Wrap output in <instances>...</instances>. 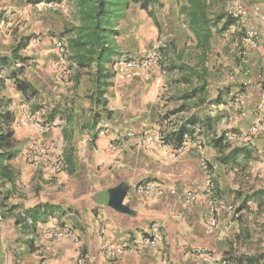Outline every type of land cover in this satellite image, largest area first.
Wrapping results in <instances>:
<instances>
[{
  "label": "crops",
  "instance_id": "obj_1",
  "mask_svg": "<svg viewBox=\"0 0 264 264\" xmlns=\"http://www.w3.org/2000/svg\"><path fill=\"white\" fill-rule=\"evenodd\" d=\"M161 2L162 6L148 8L133 3L127 9L113 39L115 53L103 63V70L112 73L105 78L99 74L98 53L74 45L82 24L77 0H63L60 9L37 13L32 12L30 0H0V61L14 54L26 58L0 70V79L5 80L0 99L8 100L7 108L14 113L18 151L10 161L16 187L10 182L3 186L0 180V192L8 193L7 207L0 206V264H77L81 256L84 264H228L235 255L256 252H240L238 245L254 240L257 221L252 217L264 212V188H246L241 181L264 170V163L259 162L264 158V135L252 141L243 136L252 123L264 118L258 79V72L264 74V0H218L215 7L227 12L240 5L248 16L237 18L239 24L221 33L216 31L213 39L229 30L242 32L250 25L260 33L258 49L244 56L241 64L243 75L251 78L250 85L237 94L218 66L208 64L210 49L197 48L196 38L180 19L177 0ZM12 12L23 22L8 29L4 23L9 25ZM54 36L67 46L65 60L52 49ZM161 41V59L151 70L115 72L116 59L140 56ZM22 42L27 45L23 47ZM14 71L24 88L11 78ZM239 98L245 102L243 108ZM21 108L36 122L20 124L25 117ZM193 115L202 121L207 115L218 119L213 129L229 132L230 149L252 151L253 160L244 166L240 157L243 166H226L221 153L202 135L176 150L167 136ZM129 131L160 133L169 144L161 147L138 141L111 150L110 143L125 139ZM35 144L50 146L54 155H61L65 169L52 174L45 156L37 163L27 160L26 152ZM203 160L214 181L218 221L214 229L207 228L210 204ZM150 180L162 185L160 196L134 194L138 185ZM120 183L129 187L124 204L131 213L98 200L102 192ZM188 191L196 193V202H185ZM258 191L262 199L246 200ZM39 204H49L53 211L45 221H37L35 230L30 217L26 225L17 223L20 212L25 216L23 211ZM153 223H158L164 235L157 249L114 259L106 255L109 246L141 241ZM54 225L71 229L79 242L45 235ZM246 229L251 236L236 242L239 232L244 235ZM203 253L217 260L207 262Z\"/></svg>",
  "mask_w": 264,
  "mask_h": 264
},
{
  "label": "trees",
  "instance_id": "obj_2",
  "mask_svg": "<svg viewBox=\"0 0 264 264\" xmlns=\"http://www.w3.org/2000/svg\"><path fill=\"white\" fill-rule=\"evenodd\" d=\"M56 1L62 3L63 0H30V3L37 5L41 2ZM80 6V14L82 24L78 28V35L74 43L77 47H84L89 52H96L99 55L100 70L99 74L105 78L112 76V73L105 72L103 70V63L107 62L115 53V47L113 39L118 35V25L124 18L127 9L133 3H139L143 8L149 6L159 5L162 6L161 0H77ZM179 7V15L183 24L186 25L189 31L194 35L197 41V48H201L207 51L211 47V43L214 37V33L218 31L221 33L227 30L230 25L239 24L237 18L230 15L228 11L221 12L215 10L218 5V0H177ZM222 22V27L219 28V24ZM26 42H22V46H26ZM17 59H21V63L26 60L16 54L9 57H2L0 61V70L5 69L6 66L15 63ZM19 63L18 70L22 71L23 66ZM197 76V75H194ZM192 76V78L194 77ZM11 78L14 79L16 85L20 88H24L20 84L21 80L16 71L11 74ZM107 82V81H106ZM4 79H0V91L4 87ZM107 84V83H106ZM245 88V84H241ZM206 87V86H205ZM241 88L242 91L244 89ZM194 90L190 97L194 96ZM228 92V91H227ZM229 93V92H228ZM221 100H217L220 103ZM222 101L221 103H225ZM8 100L4 98L0 99V180L1 185H5L7 182L12 184V187H16V174L14 169L10 165V161L16 157L18 151L15 149L14 130L12 125L15 121V116L12 111L7 108ZM213 103V102H212ZM211 103V104H212ZM218 121L211 115H207L205 120L198 116H192L187 119L177 130L171 131L167 139L175 148L182 147L189 140H196L199 135L208 137L209 145L216 148L221 153L220 160L226 165H238L243 166L242 162L247 165L248 160H253L251 156L252 151H246L245 148H233L230 149L229 136L227 130L217 132L213 129V122ZM50 126V124H48ZM230 149V150H229ZM249 160V161H250ZM2 199L0 200V206L6 208V199L8 193H2ZM263 194L261 192H254L252 195L246 198L247 201L262 199ZM53 211V207L49 204H39L31 209L23 211L25 216L18 215L17 223L26 225L28 218H32V227L35 230V224L39 220H46L50 213ZM240 231L237 235L236 242L242 240V237L246 238L251 236L249 229H246L243 233ZM228 264H264V251H256L255 253L239 254L232 257V261Z\"/></svg>",
  "mask_w": 264,
  "mask_h": 264
},
{
  "label": "built area",
  "instance_id": "obj_3",
  "mask_svg": "<svg viewBox=\"0 0 264 264\" xmlns=\"http://www.w3.org/2000/svg\"><path fill=\"white\" fill-rule=\"evenodd\" d=\"M62 3L56 1L41 2L37 4L39 10H53L58 9L62 6ZM228 13L236 18L245 19L248 16V11L240 5L228 10ZM260 33L255 26L244 27L240 37L237 40V45H240L241 54L246 56L253 54L259 47ZM163 41L159 42L154 48L148 50L140 56L136 57H120L114 61V70L117 74H127L134 70H151L161 59V47L163 46ZM54 49L59 54L60 60H65L67 53V46L63 39L54 40ZM258 79L260 84V104L261 108L264 109V74L258 72ZM245 85L249 84V80H242ZM240 106L243 108L245 102L239 98ZM22 113L25 116L20 119L19 123L22 125L32 124L36 122L37 119H33L28 113L26 108H21ZM49 130L50 126H46ZM264 135V118L252 123L247 131L243 134L244 138L252 141L256 136ZM146 142V143H157L161 147H166L169 143L162 137L160 133H141L137 134L134 131H129L125 134V139L114 140L110 143V149L118 151L122 149L127 143L134 144L136 142ZM185 145V144H184ZM183 145V146H184ZM201 147L199 142L198 144ZM182 146V147H183ZM176 148V150L182 149ZM50 146L47 145H33L27 152V160L32 163H37L40 156H45L47 158L49 171L52 174L60 172L65 169V161L61 155H54L50 150ZM202 167L206 170V180H205V193L209 198L210 204V217L207 222L208 229H214L218 225V221L215 216L214 208V181L212 175L209 172L207 161H202ZM162 193V185L155 181L150 180L146 183L140 184L134 190V194L138 196H143L146 198H155L160 196ZM185 202L187 204H192L196 202L197 195L193 191H188L184 195ZM45 235L51 238L65 237L74 242H79L78 234L71 231V229L64 228L59 225H54L45 231ZM164 242V235L161 232L158 223H153L149 229V232L142 238L141 241H130L123 244H117L109 246L106 250V255L111 258H117L124 255H143L148 249H157L160 244ZM203 258L207 262L216 261L215 255L210 253H203ZM77 264H84L83 256H81ZM225 264V263H222Z\"/></svg>",
  "mask_w": 264,
  "mask_h": 264
},
{
  "label": "rangeland",
  "instance_id": "obj_4",
  "mask_svg": "<svg viewBox=\"0 0 264 264\" xmlns=\"http://www.w3.org/2000/svg\"><path fill=\"white\" fill-rule=\"evenodd\" d=\"M63 6L64 5L62 4L60 8ZM33 8L34 11L32 10ZM31 10L32 12L35 13H37V11L39 12L45 11V10L43 11L39 10L36 5L35 6L32 5ZM15 13L16 12L11 13L12 17H10L8 20L9 25H7L6 23L7 21L4 23V26L7 27L8 29L12 28L13 26L15 27L22 25L23 21H20V19H18L17 16H13V14ZM240 35H241V31L239 30H234V31L229 30L223 34L216 35V37L212 40V46L210 50L206 54L208 64H213L214 66H218V68L221 71L222 78L224 77V80H226V82H228V85L232 87L231 89L234 92V94H237L238 92L241 91V88H243L241 86V84H243L242 80L251 79L245 77L243 75V70L241 69V64L242 65L244 64L242 62L244 55L241 54L240 45L236 44ZM56 38L59 39L60 37L54 36V38L52 39V49L54 51H55L54 40ZM248 85L245 86V88L243 89L245 90L248 87ZM259 162L263 164L264 158L260 159ZM241 181L242 183H245L246 188H252V186L257 188H264V170L262 172H259L256 176L248 177V179H241ZM252 219L259 222V223L255 222L254 224L255 226H253L254 240L252 242L250 241L251 243L249 244H242L241 246L238 245V250L240 252L253 253L255 251L264 250V226H262V221H264V212L259 216H253Z\"/></svg>",
  "mask_w": 264,
  "mask_h": 264
},
{
  "label": "water",
  "instance_id": "obj_5",
  "mask_svg": "<svg viewBox=\"0 0 264 264\" xmlns=\"http://www.w3.org/2000/svg\"><path fill=\"white\" fill-rule=\"evenodd\" d=\"M128 191L129 187L124 183H120L118 186L102 192L98 200L113 206L120 212L131 213L130 207L124 204Z\"/></svg>",
  "mask_w": 264,
  "mask_h": 264
}]
</instances>
